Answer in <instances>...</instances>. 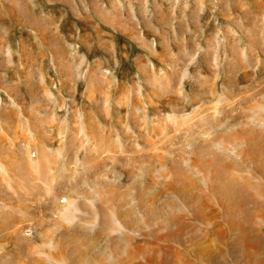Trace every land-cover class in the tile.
I'll use <instances>...</instances> for the list:
<instances>
[{"label":"rangeland","instance_id":"1","mask_svg":"<svg viewBox=\"0 0 264 264\" xmlns=\"http://www.w3.org/2000/svg\"><path fill=\"white\" fill-rule=\"evenodd\" d=\"M0 264H264V0H0Z\"/></svg>","mask_w":264,"mask_h":264},{"label":"bare ground","instance_id":"2","mask_svg":"<svg viewBox=\"0 0 264 264\" xmlns=\"http://www.w3.org/2000/svg\"><path fill=\"white\" fill-rule=\"evenodd\" d=\"M224 187V189L226 190L227 193H229L230 195L228 196V200H234L235 197L234 195H231L232 194V187L228 184V183H223L222 185Z\"/></svg>","mask_w":264,"mask_h":264}]
</instances>
